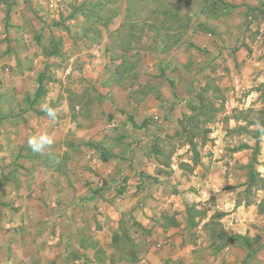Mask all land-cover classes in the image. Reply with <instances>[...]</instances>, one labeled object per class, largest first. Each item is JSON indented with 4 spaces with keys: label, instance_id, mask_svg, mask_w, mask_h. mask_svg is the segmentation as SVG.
Here are the masks:
<instances>
[{
    "label": "rangeland",
    "instance_id": "1",
    "mask_svg": "<svg viewBox=\"0 0 264 264\" xmlns=\"http://www.w3.org/2000/svg\"><path fill=\"white\" fill-rule=\"evenodd\" d=\"M46 107L55 112L44 131L57 138L60 170L32 171L35 181L19 187L0 181L2 261L9 212L40 208L28 194L59 193L60 212L86 217L96 191L118 194L128 183L146 200L158 192L153 184L178 177L173 166L185 175L209 158L221 162L227 188L258 179L264 0H0V133H16L13 147L28 145L19 133ZM5 176L17 180L9 168ZM263 179L247 186L250 195L264 196ZM129 212L113 232L114 264L131 246L137 258L146 241ZM259 252L246 263L264 264Z\"/></svg>",
    "mask_w": 264,
    "mask_h": 264
},
{
    "label": "crops",
    "instance_id": "2",
    "mask_svg": "<svg viewBox=\"0 0 264 264\" xmlns=\"http://www.w3.org/2000/svg\"><path fill=\"white\" fill-rule=\"evenodd\" d=\"M42 112V115L34 116L30 133L19 134L27 139L47 134L54 143L56 136L44 131L49 116ZM8 115L2 121H11V114ZM15 137L16 133H0V174L9 168L17 175V180L13 182L8 176L1 178L3 186L12 184L19 187L26 183L25 180L30 181L27 183L29 185L35 181L36 173L32 171L36 170L59 173L60 146L50 145L36 153L29 145L13 147ZM259 145L261 156L257 172L259 178L263 179L264 175L260 172L264 171L260 170H264V141ZM205 160V167L187 171L185 175L179 166H173L178 177L172 181L168 179L163 184L160 182L162 186L153 184L151 187H159L158 192L147 195L146 200L140 189L130 191L128 183L119 188L118 194L113 187L103 194L100 192L95 196L101 195L100 199L93 197L90 199L92 202L87 203L90 210L86 217L69 211L60 212L59 193L51 196L26 195L24 198L40 208L9 212L5 228L10 235L6 238L10 256L4 261L0 260V264H114V249L116 251L117 248L113 232L116 222H120L122 215L129 211L142 233L146 234V241L141 239L143 250L137 258H132L134 253L131 246L130 254L125 252L119 257L118 264H227L229 260L247 264L249 254L252 257L253 251L257 250L264 259V247L258 246L256 240L258 234L262 233L261 228H264V196L259 195L262 191H254L255 194L250 195L246 191V184L227 188L219 170L221 162L215 158ZM116 164L123 166L121 162L110 165ZM155 166L163 168L157 163ZM100 168L97 167L98 171ZM103 171L105 169L99 172ZM25 174L30 179L24 178ZM110 182L113 183V179ZM102 198L107 199V203L102 204ZM18 200L22 201L12 199L14 202ZM46 204L49 209L54 208L47 210ZM2 219L3 216H0V221ZM60 219L66 223L60 225ZM217 234H221L220 238L223 239L229 236L240 241L220 240ZM213 235L218 238L214 240ZM70 250L73 256H70Z\"/></svg>",
    "mask_w": 264,
    "mask_h": 264
},
{
    "label": "clouds",
    "instance_id": "3",
    "mask_svg": "<svg viewBox=\"0 0 264 264\" xmlns=\"http://www.w3.org/2000/svg\"><path fill=\"white\" fill-rule=\"evenodd\" d=\"M46 112L49 117L55 120V112L53 109L46 107ZM52 143L53 140L47 134H42L39 137L33 136L28 139L29 147L36 153L44 151V149Z\"/></svg>",
    "mask_w": 264,
    "mask_h": 264
},
{
    "label": "trees",
    "instance_id": "4",
    "mask_svg": "<svg viewBox=\"0 0 264 264\" xmlns=\"http://www.w3.org/2000/svg\"><path fill=\"white\" fill-rule=\"evenodd\" d=\"M130 121L133 122V121H134L133 118H131ZM112 157H114V156H112ZM101 159H102L103 161H107L109 158H106V157H103V156H102ZM249 179H250V180H249V183L247 184L248 187H251L252 185L257 184L258 182H262V179H260V178L255 179V175H254V173L250 176ZM246 191L249 192V189L247 188ZM99 194H100V192H99V191H96V192L94 193V196H93V197H95V196H97V195H99ZM217 236H219V238H220L221 234H217ZM217 236H216V235H213L212 238H214V240H216L215 238H218ZM230 238H231V237H230ZM232 238H233V237H232ZM226 239H228L227 236H226V237L224 236V239H223V237L220 238V240H224V241H226ZM241 240H243V241L246 242V243L248 242L247 239H242V238H241Z\"/></svg>",
    "mask_w": 264,
    "mask_h": 264
}]
</instances>
